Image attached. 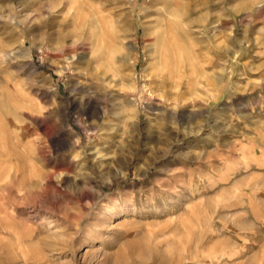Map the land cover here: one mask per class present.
I'll list each match as a JSON object with an SVG mask.
<instances>
[{
  "label": "rangeland",
  "instance_id": "1",
  "mask_svg": "<svg viewBox=\"0 0 264 264\" xmlns=\"http://www.w3.org/2000/svg\"><path fill=\"white\" fill-rule=\"evenodd\" d=\"M1 109L0 264H264V0H0Z\"/></svg>",
  "mask_w": 264,
  "mask_h": 264
},
{
  "label": "bare ground",
  "instance_id": "2",
  "mask_svg": "<svg viewBox=\"0 0 264 264\" xmlns=\"http://www.w3.org/2000/svg\"><path fill=\"white\" fill-rule=\"evenodd\" d=\"M8 119L10 120V114L8 113V111L6 109L4 110L1 109L0 110V152L2 150H5L6 153H8L9 155L16 156V160H17L16 162L18 165L16 168L17 173L15 178L17 179V182L21 185H25L26 182H32L35 184L38 183L43 178L45 177L47 178L48 173H46L37 164V161L40 162L42 158L41 155L37 154L36 156L35 155L36 152H33L32 155H30V153L19 152L20 151L19 148L20 146L18 145L19 142H17V144L13 142V139L17 138L18 133L17 131L12 130L10 128V122ZM20 137H22V135H20ZM24 148L26 149L27 147L24 146Z\"/></svg>",
  "mask_w": 264,
  "mask_h": 264
}]
</instances>
